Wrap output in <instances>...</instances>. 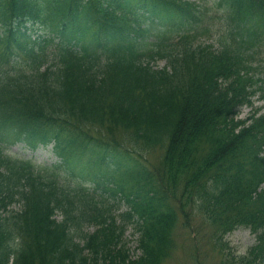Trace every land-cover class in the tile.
<instances>
[{
  "label": "trees",
  "instance_id": "1",
  "mask_svg": "<svg viewBox=\"0 0 264 264\" xmlns=\"http://www.w3.org/2000/svg\"><path fill=\"white\" fill-rule=\"evenodd\" d=\"M87 3L90 4L91 1ZM86 4H83L81 0H67L65 3H62L58 10L53 11V13L55 14L53 27L56 29L58 28L61 31H66L69 28V26L75 27L76 26V16H77L76 12L80 10L81 8L84 9L86 7ZM39 22L44 27L46 26L47 21L42 16L39 17ZM18 32H19L18 29H16L14 30L13 34H17ZM70 69H72V66L69 65L68 62L64 61L63 66L61 67L60 71L69 72ZM166 75L170 80L174 82H178L179 80L178 74L170 75L167 73ZM46 236H47L48 243L51 244L50 236L48 234H46ZM3 239H4V233L2 230H0V264H2L1 260H3L5 252H6L4 249L1 248V241Z\"/></svg>",
  "mask_w": 264,
  "mask_h": 264
},
{
  "label": "rangeland",
  "instance_id": "2",
  "mask_svg": "<svg viewBox=\"0 0 264 264\" xmlns=\"http://www.w3.org/2000/svg\"><path fill=\"white\" fill-rule=\"evenodd\" d=\"M210 231V228L208 225L204 224V229L201 231L202 233H206ZM233 243H236L239 250L243 251L246 249V245L251 244L252 242V236L247 230L244 231H236V234L232 236Z\"/></svg>",
  "mask_w": 264,
  "mask_h": 264
}]
</instances>
